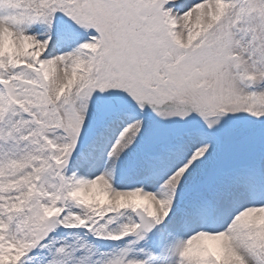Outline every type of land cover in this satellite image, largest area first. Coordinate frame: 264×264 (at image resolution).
Masks as SVG:
<instances>
[{
    "label": "snow or ice",
    "instance_id": "1",
    "mask_svg": "<svg viewBox=\"0 0 264 264\" xmlns=\"http://www.w3.org/2000/svg\"><path fill=\"white\" fill-rule=\"evenodd\" d=\"M0 264H264V0H0Z\"/></svg>",
    "mask_w": 264,
    "mask_h": 264
}]
</instances>
